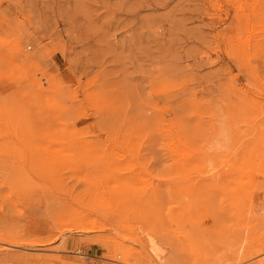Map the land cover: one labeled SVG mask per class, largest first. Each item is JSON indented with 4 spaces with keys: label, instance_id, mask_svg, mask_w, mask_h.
<instances>
[{
    "label": "rangeland",
    "instance_id": "1",
    "mask_svg": "<svg viewBox=\"0 0 264 264\" xmlns=\"http://www.w3.org/2000/svg\"><path fill=\"white\" fill-rule=\"evenodd\" d=\"M0 264H264V0H0Z\"/></svg>",
    "mask_w": 264,
    "mask_h": 264
},
{
    "label": "bare ground",
    "instance_id": "2",
    "mask_svg": "<svg viewBox=\"0 0 264 264\" xmlns=\"http://www.w3.org/2000/svg\"><path fill=\"white\" fill-rule=\"evenodd\" d=\"M148 243H149V246L151 247V249L153 250V252L158 256V257H162V254L160 253V248L158 249V247H157V245H156V243H155V241H153V239H149V241H148Z\"/></svg>",
    "mask_w": 264,
    "mask_h": 264
}]
</instances>
